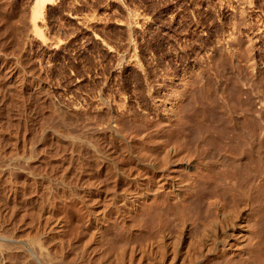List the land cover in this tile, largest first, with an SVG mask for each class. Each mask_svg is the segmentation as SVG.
I'll list each match as a JSON object with an SVG mask.
<instances>
[{
  "label": "bare ground",
  "instance_id": "obj_1",
  "mask_svg": "<svg viewBox=\"0 0 264 264\" xmlns=\"http://www.w3.org/2000/svg\"><path fill=\"white\" fill-rule=\"evenodd\" d=\"M50 1L34 0L30 21L35 35L40 36L37 19ZM233 41L219 46L215 58L234 69L248 65L253 77H264V51L259 65L252 43L241 47ZM8 70L2 76L13 78L15 72ZM23 77L21 82L15 79L22 83L28 78ZM7 80L4 87H12L15 80ZM22 84H16L19 90ZM41 90L35 92L48 95V89ZM245 90L235 88L229 97L218 88L212 93L216 110L201 108V102L191 109L173 92L170 102L156 99L151 120H102L103 126L98 121L95 126L101 128L91 129L89 135L84 134L87 128L83 134L73 133L76 128L61 131L67 122L61 118V130H35L40 136L30 135L49 132L47 138L69 150L68 166L55 188L46 177L34 182L46 190L45 198L31 197L40 203L36 233L17 238L0 230V264H264V89ZM16 132L6 134L10 143L21 133ZM24 138L22 154L15 148L0 160V176L15 171L22 178V165L43 162L49 154L46 139L36 156L35 144L28 142L33 139ZM67 171L73 174L71 189H66ZM5 191L7 199L24 192L16 186Z\"/></svg>",
  "mask_w": 264,
  "mask_h": 264
},
{
  "label": "rangeland",
  "instance_id": "obj_2",
  "mask_svg": "<svg viewBox=\"0 0 264 264\" xmlns=\"http://www.w3.org/2000/svg\"><path fill=\"white\" fill-rule=\"evenodd\" d=\"M33 5L34 0H0V56L5 62L1 61L4 70L0 72V126L4 128V134H0V160L15 148L18 154H22L24 137L33 139L32 142L26 140L35 144V155L42 152L41 145L47 141L45 144L50 151L46 154L51 157L46 155L43 162L22 165V178L15 171L0 176L2 233L17 238L36 233L40 203L31 197L45 198L46 190L34 182L46 177L55 188L61 172L68 166L69 150H64L51 136L47 138L49 132L42 138L30 135H39L40 128L60 127L58 130H61L67 120L64 123L67 128L63 127L61 131L72 129L73 132L76 128L77 132L73 133L79 134L87 128L84 134L89 135L91 129L103 126L102 120L111 124L117 119L116 123L119 119L121 122L129 119L126 123L133 124L142 119L141 123L151 120L155 117L157 100L170 102L173 92L181 103L185 99L182 104L191 109L201 102V108L216 110L212 100L215 94L212 93L218 88L229 97L235 88L240 91L255 86L264 89V77H253L248 65L242 64L239 66L242 69H234L215 58L218 48L229 39L236 45H243L241 47L252 43L257 63L263 64L264 0H51L37 19L40 36L32 32L30 16ZM9 66L10 70L7 69ZM5 70L17 75L14 73L10 79L3 77ZM19 77L23 80L28 77V80L22 84ZM11 79L15 80V85ZM6 80L13 83L12 89L4 87ZM16 84H22L21 90ZM40 88L46 92L48 89L47 93L44 91L48 95L43 97L40 93V97L37 93ZM182 89L185 91L181 92ZM187 92L188 96L191 95L188 100ZM89 118L93 119L92 122ZM99 118L101 120H97ZM98 121L101 126H95ZM14 131H20L21 135L14 133L17 140L11 144L6 134ZM66 177V189H71L73 174L67 171ZM8 186L23 188V195L7 199L5 190L8 191ZM70 255L74 256V252Z\"/></svg>",
  "mask_w": 264,
  "mask_h": 264
}]
</instances>
